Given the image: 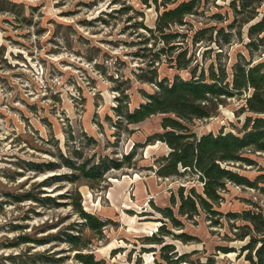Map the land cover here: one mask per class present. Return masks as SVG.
<instances>
[{
	"label": "rangeland",
	"instance_id": "374dc122",
	"mask_svg": "<svg viewBox=\"0 0 264 264\" xmlns=\"http://www.w3.org/2000/svg\"><path fill=\"white\" fill-rule=\"evenodd\" d=\"M181 1L171 0L168 7ZM229 2L202 1L186 25L172 28L186 35L180 40L188 47L187 57L196 58L190 68L202 66L206 72L214 62L230 78L241 55L253 63L264 61V48L250 55L245 47V27L241 36L233 31L230 43L220 41L221 49L192 41L200 28L233 20ZM157 13L154 3L145 0H0V264H46L34 263L41 253L60 259L58 264H79L63 232L80 234L105 264H167L165 255L180 259L177 264H249L241 252L246 239L235 238L242 222L226 214L264 206V196L256 188L226 181L213 206L217 214L198 208L194 215H181L179 190L187 195L203 188L189 171L179 169L182 175L168 177L156 173L170 148L150 137L163 132L166 116L127 124L113 112L117 98L133 110L156 89L138 74L140 68L148 71L163 47L147 31ZM214 14L223 16L221 23ZM159 59L154 62L159 79L191 77L189 70L171 68L166 53ZM247 94L226 99L213 116L191 123V130L197 135L237 133L245 116L238 111ZM242 155L251 162L225 166L251 181L264 176V152L246 149ZM61 156L77 164L111 158L122 166L111 168L102 180L71 182L64 177L72 170ZM29 163L43 170H32ZM49 163L58 167L44 169ZM25 192L56 203L16 201ZM77 200L82 209L107 221L100 233L82 225L75 213ZM26 236L57 237L41 245L19 243ZM150 237L160 242L150 243ZM163 246L171 247L163 251ZM218 247L233 249L224 253Z\"/></svg>",
	"mask_w": 264,
	"mask_h": 264
},
{
	"label": "trees",
	"instance_id": "16d2710c",
	"mask_svg": "<svg viewBox=\"0 0 264 264\" xmlns=\"http://www.w3.org/2000/svg\"><path fill=\"white\" fill-rule=\"evenodd\" d=\"M149 1L154 3L158 13L154 27L147 31L151 33L152 38L160 40L163 47L148 64L146 73L140 68L138 78L143 82L153 83L156 89L152 94H145L144 102L133 110H129L128 105L123 107V100L117 98L118 105L113 108L114 114L119 117L118 120L125 121L127 124H138L156 114L166 116L161 122L163 132L155 133L150 137L151 140L160 141L170 148L167 155L160 157L161 161L156 173L162 177H168L179 176L182 172L189 171L196 175L197 182L203 188L202 193H196L194 189H191L187 195H184V188L179 190L181 215H194L198 212V208L211 215L217 214L213 206L221 198L219 193L226 181L239 186L256 188L264 196V176H258L251 181L225 166V164L239 163V161L250 163L251 161L242 155L246 149L264 152V61L253 63L241 55L240 60L231 67L230 78L226 68L221 65L216 66L214 62L208 65L207 73L202 66L199 70L197 65L190 68L196 58L187 57L188 47H184L182 44L184 40H180V37L185 38L186 35L173 31L172 28L186 25L187 18L198 13L202 1H212L215 4L221 0H182L171 8L168 7L173 4L171 0H145L147 3ZM262 5L264 0H230L228 7L234 15L233 20L221 27H217L216 24L200 28L194 33L192 41L205 42L209 46L216 44L218 49H221L223 44L220 41L230 43L234 36L233 31L237 29V34L241 36L242 29L245 27L248 39L245 47L251 55L252 51L264 48V11H258ZM159 6L162 7L161 12H159ZM213 17L220 23L223 18L221 14H214ZM165 53L171 68L177 71L189 70L191 77L184 79L175 75L172 80L167 77L159 79L154 62L161 60L160 55ZM246 92L248 94L243 98L244 103L238 111L245 116L237 133L220 131L215 134L210 131L197 135L191 130L190 124L195 120L210 118L226 99L238 97ZM128 158L130 156L125 155V160ZM61 160L72 170L68 177H64L71 182H75L80 177L92 181L102 180L104 174L111 168L119 169L122 166L121 162L111 158H101L96 163L85 161L82 164L72 162L63 156ZM29 165L32 170H43L40 164L29 163ZM56 167L58 166L55 163H49L44 169L53 170ZM25 199L41 202L42 205L56 203L53 199L39 198L38 194L31 192L18 195L16 201H25ZM75 205V213L83 221L82 225L95 233H100L107 221L82 209L80 200H77ZM252 207L253 209H244L239 214L227 213L226 215L242 222L236 227L238 232L235 238L240 241L246 239L241 252H246L245 257L249 264H264V206L255 204ZM164 216L169 218L170 215L164 214ZM63 235L64 242L76 251L74 258L79 264H105V261L96 259L94 253L89 251L88 244L82 242L80 234L63 232ZM56 237L30 240L31 238L26 236L20 237L19 243L34 241L41 245L55 240ZM147 240L150 243L160 242L157 237H150ZM170 247L163 246L162 250L168 251ZM232 249L218 247V250L224 253ZM53 257L43 253L36 254L34 263L58 264L60 259ZM162 260L167 264H177L181 261L167 255L163 256Z\"/></svg>",
	"mask_w": 264,
	"mask_h": 264
}]
</instances>
